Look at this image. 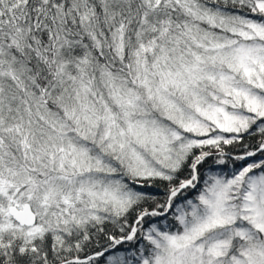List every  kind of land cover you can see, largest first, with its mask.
<instances>
[{
  "label": "snow or ice",
  "instance_id": "snow-or-ice-1",
  "mask_svg": "<svg viewBox=\"0 0 264 264\" xmlns=\"http://www.w3.org/2000/svg\"><path fill=\"white\" fill-rule=\"evenodd\" d=\"M0 264H264V0H0Z\"/></svg>",
  "mask_w": 264,
  "mask_h": 264
}]
</instances>
